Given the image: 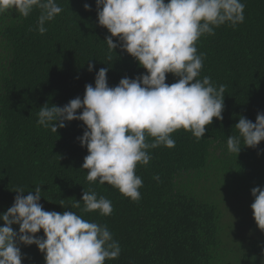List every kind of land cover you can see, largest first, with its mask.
Wrapping results in <instances>:
<instances>
[{
  "label": "trees",
  "instance_id": "16d2710c",
  "mask_svg": "<svg viewBox=\"0 0 264 264\" xmlns=\"http://www.w3.org/2000/svg\"><path fill=\"white\" fill-rule=\"evenodd\" d=\"M56 2L62 12L45 23L44 34L37 30L38 8L28 17L15 11L0 15V213L13 205L17 193L12 189L23 187L26 196L41 186L44 210H70L107 225L121 252L104 264H214L218 250L233 255L235 264H259L263 244L239 256L240 244L224 241L219 203L206 199H214L210 193L216 197L218 189L251 193L253 187H264V141L251 148L241 140L238 156L227 148L228 137L238 135L235 124L241 116L255 123L257 113L264 112V0H241L243 23L221 25L196 42L197 54H203L197 79L208 76L217 88L225 86L223 120L213 118L199 140L181 128L171 134L174 147L149 149L150 162L135 170L143 181L138 201L107 182L87 181L81 167L88 151L78 140L86 128L82 121H66L57 132L37 123L45 103L62 107L77 96L82 99L85 85L95 86L102 67L109 69L110 87L146 73L119 46L109 50L105 38L110 33L98 24L96 0ZM177 79L169 73L166 83ZM84 191L110 200L112 214L83 212ZM77 200L79 208L73 207ZM36 235L42 237L43 230ZM19 246L22 264H45L37 245Z\"/></svg>",
  "mask_w": 264,
  "mask_h": 264
},
{
  "label": "clouds",
  "instance_id": "9594fccd",
  "mask_svg": "<svg viewBox=\"0 0 264 264\" xmlns=\"http://www.w3.org/2000/svg\"><path fill=\"white\" fill-rule=\"evenodd\" d=\"M34 8L40 10V34L47 31L45 23L62 12L56 0H0V15L15 11L28 17ZM84 8L91 10L87 3ZM96 8L98 24L110 33L105 38L109 50L119 46L146 73L124 77L110 87L109 69L102 67L95 74V86L85 85L82 99L77 96L62 107L45 103L37 123L57 132L66 121H82L86 128L78 140L88 151L81 167L87 170V181L107 182L138 201L143 181L135 170L138 164L150 162L149 149L174 147L171 134L181 128L199 140L213 118L223 120L225 86L217 88L208 76L197 79L203 54H197L196 42L205 34L214 35L221 25L243 23L245 5L241 0H96ZM93 68L89 63L88 71ZM169 73L178 78L176 82L166 83ZM78 109L82 111L77 113ZM235 128L238 135L228 137L227 148L238 156L241 140L251 148L264 141V112L257 113L255 123L241 116ZM147 137L153 141L147 142ZM12 190L17 193L13 205L0 213L4 222L0 226V264H22L20 244L37 245L45 264H104L106 259L119 257V242L107 225L85 220L70 210H44L41 186L26 196L23 187ZM251 195L254 220L264 231V187H253ZM81 200L83 212L112 214L111 201L98 198L94 191H84ZM73 207L79 208L80 200ZM13 225L19 226L18 231ZM41 230L44 235L37 236Z\"/></svg>",
  "mask_w": 264,
  "mask_h": 264
},
{
  "label": "rangeland",
  "instance_id": "374dc122",
  "mask_svg": "<svg viewBox=\"0 0 264 264\" xmlns=\"http://www.w3.org/2000/svg\"><path fill=\"white\" fill-rule=\"evenodd\" d=\"M226 192L218 189L215 193L216 197L209 192L214 199L206 200L212 201V203L217 205L219 203L220 224L224 241L236 242V246L240 244L239 249L235 251L239 256H241L242 252L252 254L254 245L257 243H262L264 247V231L258 228L251 209L254 197L246 191L234 190L232 193ZM228 254L218 250L214 264H235V262H238L233 255ZM259 255H263L259 264H264V250L263 252L259 251Z\"/></svg>",
  "mask_w": 264,
  "mask_h": 264
}]
</instances>
